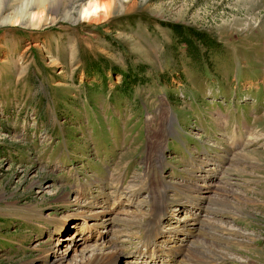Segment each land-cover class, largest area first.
<instances>
[{"label": "rangeland", "instance_id": "1", "mask_svg": "<svg viewBox=\"0 0 264 264\" xmlns=\"http://www.w3.org/2000/svg\"><path fill=\"white\" fill-rule=\"evenodd\" d=\"M50 1L54 22L0 23V264L106 243L132 264L155 220L172 264H264V0H114L98 22ZM103 212V239L64 221Z\"/></svg>", "mask_w": 264, "mask_h": 264}, {"label": "bare ground", "instance_id": "2", "mask_svg": "<svg viewBox=\"0 0 264 264\" xmlns=\"http://www.w3.org/2000/svg\"><path fill=\"white\" fill-rule=\"evenodd\" d=\"M84 1L85 0H72L71 11H69V12L65 11L67 13H62L64 19L68 20V18H67L68 13L72 14V16H73V14L77 13L79 19L90 20L91 22H98V21L104 20L109 15V11H111L112 6H113L112 4H114V0H104V1H101V0H98V1L92 0L91 1V0H89L86 4H83ZM54 2L55 1H50V0H31L30 3L28 2L29 4H27V3L23 4V6L20 7L19 9H17V11L15 10L16 11V14L14 13L15 17H8L7 16L4 18H1L3 1L0 0V23L1 24H12L14 26L15 25L19 26L22 24V26H27V27L28 26L39 27L43 23L50 22V21L54 22V19L53 20L51 18L49 19V13L51 14V12H54V10L56 8L57 9L59 8V7H56L54 9H52V6L50 4H52ZM30 8L36 10L37 13L33 14L32 12H30V10H31ZM55 13H57V12H55ZM78 18H77V21L79 20ZM211 169L213 170L214 168H211ZM194 192H196V191H193L192 193H194ZM197 193L198 194L200 193V195L193 196V194H191V196L190 197L187 196V198L192 203L191 204L192 207L195 208L196 211L199 212L200 209L197 208V203H201V204L205 205L204 200L206 199V197H202L204 194L202 188L200 190H198ZM197 193H195V194H197ZM205 207H206V205H205ZM80 217H81V215L69 216V217L65 218L64 221H66L67 223L70 220H75V221L82 220V221H84L86 223V227H88L89 230H91L89 235L94 234L92 236V239H94V237L97 236V233L100 235H103V237H100L101 239H103L105 234L101 232V229H105L108 231V229L110 227H112V226L115 227L117 225L116 221H118L115 217H112V214L110 212H103L100 214H91L90 217H93L92 223H87L88 216H85L84 218H80ZM73 218H75V219H73ZM119 219H121V218H119ZM123 220H125V219H123ZM191 221H192V223H189V226H191L189 228L190 233L196 234L198 236H200L202 234L207 235V233L206 232L204 233V230H203L204 227L205 228H206V226L209 227V224L206 221H203V220L202 221L201 220L195 221L194 219H191ZM159 224H160V222L158 220H157V222H156V220L152 222L151 227L148 230V240L144 243V248H145L144 253H142L143 252L142 251L140 253L136 252L133 254H129V256H132L134 259L132 264H153V263L154 264H172L174 253L178 254V252H175V249H174V247L177 246V245H175V243H177L176 239H177L178 231L174 229L176 227L172 228L175 231L173 232V235H172L170 241H172L174 243L171 244L170 249H167V250L161 249L159 247L158 242H159V239L162 237L163 232H160ZM82 229H83V227H82ZM209 233H211V232H209ZM67 234H68V231H66L65 234H63V235L65 236ZM76 235H77V233L71 232V234L69 236L70 241H72L73 243L75 242ZM196 235H194V236L184 235V236L179 238L180 241H182V242L184 240L188 239V242H189L188 252L193 251V248H192L193 240L192 239H194L196 237ZM90 237L91 236L87 237L86 241H89ZM198 239H199V237H198ZM201 244H202V241L197 240V242L194 243V246H201ZM113 246L114 245H112L111 243H106V244H103V246L95 245L93 247H87L86 249H84L80 253V256H79V257H81L80 260L75 262L74 264H118V263L122 264L123 259L121 257H123V256H121L119 254V252L117 251V249L114 248ZM149 249H152V251H149ZM216 251H218V250H216ZM190 252H189V255H190ZM213 253H215V252L213 251ZM187 257H188V253L184 256V258L181 261H179L176 264H185L187 262ZM59 259H57V258L53 259V263L62 264L63 263L62 261H65L66 256H63L61 258V260H59Z\"/></svg>", "mask_w": 264, "mask_h": 264}, {"label": "trees", "instance_id": "3", "mask_svg": "<svg viewBox=\"0 0 264 264\" xmlns=\"http://www.w3.org/2000/svg\"><path fill=\"white\" fill-rule=\"evenodd\" d=\"M178 34L180 35L181 33H179L178 32ZM188 35H187V39H185V41H183L184 43H185V45L187 46V50L189 51V52H192V50H193V47H191V45L193 44L192 43V39H190V41H189V38H192V34H193V31H189V33H187ZM181 36V35H180ZM198 39L200 40V42H203L205 45H207V46H213V45H215L216 43L213 41H210V39H209V37L208 36H206V35H199L198 36ZM190 57H192L193 58V55H190Z\"/></svg>", "mask_w": 264, "mask_h": 264}]
</instances>
